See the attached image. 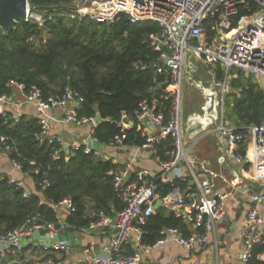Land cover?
Listing matches in <instances>:
<instances>
[{
    "label": "built area",
    "instance_id": "built-area-1",
    "mask_svg": "<svg viewBox=\"0 0 264 264\" xmlns=\"http://www.w3.org/2000/svg\"><path fill=\"white\" fill-rule=\"evenodd\" d=\"M240 8L245 13L238 15ZM47 10L36 11L28 6L23 20L42 24ZM120 13L125 14L132 23L152 20L158 24L159 30L149 33L147 40L152 49L159 52V59L168 72L169 82L165 88L158 83L157 92L153 89L150 98H141L133 109L131 118L122 111L118 118L112 120L121 133L113 135L111 145H123V130L133 126L145 134L144 140L138 145L140 149L154 148L162 141L169 140V157L160 159L163 169L160 178L169 182L171 188L167 192L161 191L157 182L146 180V171L133 170L130 163L109 171L113 190L119 196L122 207L113 217L101 213L87 227L110 226L116 230L109 243L102 246L103 254L92 252L93 244L90 242L82 248L81 257L76 258L72 264L82 261L86 264H142L139 255L123 252L122 246L130 231H135L136 240L140 241L143 232L140 225L154 211L156 202L171 207L176 216H185L195 232L184 234L175 226L165 225L159 228L157 238L151 246H160L171 239L182 247L193 250L206 243L208 232L225 212L227 192L215 187L214 178L217 173L201 163L195 165V169L191 170L195 186L188 187L185 191L176 185L174 178L167 176L182 160H188L190 149L186 148L185 141L188 139L181 128L186 55L189 53L191 61L199 60L208 65L212 82L223 87L222 103L225 83L217 77L219 63L225 67L226 72L235 68L264 79V0H73V3L64 8L63 14L66 19L80 20L88 17L98 23L110 24ZM5 86L10 93H0V113L4 115L9 111L14 120H17L24 115V108L30 105L39 126L34 137L38 142H46L50 146L53 158H59L60 152L76 149L80 144H84V151L93 157L106 158L99 147L93 148L88 143L90 140L98 141L93 135L96 127L94 116H78L77 110L83 97L68 85L59 93H49L46 96H43L36 85L26 88L24 82L16 78L8 79ZM69 102H73L71 108H67ZM56 108L63 110L61 121L65 124H89L87 139L83 143H72L64 148L62 137L51 130L50 111ZM147 127L153 128V131L145 132ZM210 128L220 134L226 153L232 161H250L254 167L258 163H264V122L258 125L250 123L243 127L245 130H240L239 126L229 123L224 114H221ZM5 138V135L0 134L1 142ZM246 138L245 151L241 153L240 148ZM9 149L5 145V150L0 151V158L2 154L7 155L6 151ZM8 161V168L0 166V180L6 178L8 183L21 188L22 195L27 197L32 190L21 179L12 175V171H22L20 162L9 157ZM256 176L264 175L258 173ZM178 177L188 182L186 176ZM43 181L47 183L46 180ZM247 199L248 209L239 231L243 244L240 264H246L255 243L264 242V219L259 211L260 205L264 206V191L250 192ZM61 205L67 206L69 210L75 209V204L69 197H63L54 206L57 208ZM56 217L58 225L44 221L36 213L26 217L22 225L0 234V260L13 255L18 258L17 264H40L37 261L26 263L20 259L25 245L21 239L31 237L34 229L53 235L74 230L84 233L88 231L87 227L76 228L66 223L58 214ZM51 248L68 250L63 240L53 243ZM47 262L55 264L51 259ZM191 264L210 263L196 259Z\"/></svg>",
    "mask_w": 264,
    "mask_h": 264
},
{
    "label": "trees",
    "instance_id": "trees-1",
    "mask_svg": "<svg viewBox=\"0 0 264 264\" xmlns=\"http://www.w3.org/2000/svg\"><path fill=\"white\" fill-rule=\"evenodd\" d=\"M28 3L32 10L48 9L44 13L45 21L37 24L20 19L11 28H0V93H10L5 82L11 78L24 82L26 88L36 85L43 96L59 93L68 85L83 97L78 116L90 118L99 113L107 119L96 124L93 135L102 145L110 144L113 135L121 133L112 120L122 111L131 118L141 98H150L153 89L157 92L158 83L165 88L169 82L159 52L147 40L149 33L159 30L158 24L152 20L132 23L123 13L110 24L88 17L66 19L64 8L73 0H28ZM244 13L240 8L238 15ZM234 71L236 76L231 77L230 84L239 91L232 99V113L248 124L244 113L250 112L252 96L262 89L258 116L264 122V85L253 81L251 76L242 82L243 71ZM218 76H223L221 69ZM237 126L245 130V125ZM38 130L36 116L21 115L14 120L9 111L0 113V134L6 137L0 141V151L5 150V145L10 147L7 156L20 162L21 172L30 177L34 188L25 197L21 188L8 183L6 178L0 180V234L22 225L26 217L36 213L44 221L58 225L54 205L63 197H69L75 204V209L66 214L65 222L76 228L88 226L101 213L113 216L122 207L109 173L116 170V165L108 158H95L85 152L84 144L53 158L50 146L35 139ZM123 132L125 144L140 145L145 137L135 126ZM246 141L247 138L241 153L245 151ZM154 148L160 158H168L165 152L171 148L169 140ZM159 185L164 192L170 188L168 184ZM186 223L175 217L173 211L163 215L158 207L140 225L141 243L152 244L159 228L165 225L189 234ZM246 264H264V242L253 245Z\"/></svg>",
    "mask_w": 264,
    "mask_h": 264
},
{
    "label": "crops",
    "instance_id": "crops-1",
    "mask_svg": "<svg viewBox=\"0 0 264 264\" xmlns=\"http://www.w3.org/2000/svg\"><path fill=\"white\" fill-rule=\"evenodd\" d=\"M188 60H190L189 53L186 55L185 63ZM209 69L208 65L200 63L199 67L194 71H191V73L196 79H199L201 76L208 77L221 96L223 87L220 90L219 87H221V85L212 82ZM219 69L223 72V76L221 77L218 76ZM234 69L235 68H231L226 72L225 67L219 63L217 65V77L220 80H224L226 85V79L228 77L236 76V71H234ZM229 72H231V76L229 75ZM242 73L244 75L243 79L247 76H251L253 81L260 84L259 80H261L263 83L260 85H264V79L258 77L254 78V74L250 73H247L246 75V72L244 71ZM186 77L187 75L185 73L184 81H186ZM185 90L189 92H191V90L197 92V101L200 102L199 105L201 104L203 96L199 90L188 85L187 82L185 84ZM225 93L226 88L224 90V94ZM72 105L73 102H69L67 108H71ZM226 105L232 112V99L227 100L226 102L223 95V104L220 109L219 117L223 114ZM50 112L51 130L62 137L64 148L67 146L69 147L72 143H83L85 139H87V134L89 132V124L87 122L82 123L79 126L70 123L65 124L61 121L63 114L61 108L52 109ZM24 115L34 116L33 108L30 105H27L24 108ZM235 116V119L231 120V122L236 126L239 124L245 125L244 127H246L251 123L246 117L245 118L249 123H242L243 121L238 120L236 113ZM227 121L229 122V120ZM210 127L211 126L207 127L195 138L185 141L187 142L185 143L186 148L190 147L188 151V160H182L175 168L168 172L167 176L174 178L176 185H178L182 191H185L188 187L194 188L195 186L191 173V170L195 169V165L201 163L208 169L216 172L217 176L214 178L215 187L227 192L224 215L215 222L214 227L208 232L207 242L193 250L186 249L171 239L167 240L160 246L153 247L151 244L141 243V239L140 241H137L135 231H130L122 246V251L139 255L140 259L143 261L142 264H191L196 259L210 264H240L243 244L239 231L248 209L249 203L247 195L250 192L264 191V176H256L258 173L264 175V163H258L257 166L254 167L251 165L250 161H245L243 163L232 161L226 153V147L222 137L217 131H212ZM152 131L153 128L151 127H147L145 130V132L149 133ZM99 145V149L102 150L104 154L103 157L110 159L111 162L116 165V170L123 167L124 164L130 163L133 170L146 171L145 178L147 181H160L163 185L168 184L171 188L169 182L160 178L163 171L160 159L163 158H160L155 148L140 149L138 145L128 143H123L121 146H115L111 145V142L107 145H102L100 143ZM165 154H168L169 157V151L166 150ZM0 166L9 167L7 155L2 154V157L0 158ZM12 175L15 178L21 179L30 190L34 191L33 181L30 177L20 171H12ZM180 175L186 176L188 182L180 180L178 177ZM159 188L162 191L160 185ZM170 188L168 190H170ZM158 207L161 208V213L165 216L173 211L175 217L181 218L187 222L186 224L189 234L195 232V229L185 216H176L174 210L163 203L159 202L156 206L154 204V211L152 213H154ZM55 209L60 219L65 221V216L69 211L68 207L61 205ZM259 211L264 219L263 205H260ZM87 228V233L74 230L75 233L71 239L72 243H66L68 246V250L66 251L61 249L52 250L51 245L48 244L44 246V243H41V241H43L41 237L31 239L27 243H24L28 244V246L22 249L20 259L24 260L26 263L37 261L40 264H48L47 260L51 259L55 264H72L76 258L78 259L81 257L82 248L90 242L93 244L92 252L103 254L104 252L101 250L102 246L109 243L116 229L110 226ZM39 232L40 234H44L47 231L43 230ZM50 235L55 236L53 234ZM50 250H52V252ZM17 260L18 258L16 256L11 255L6 260H0V264H17ZM79 264L86 263L82 261Z\"/></svg>",
    "mask_w": 264,
    "mask_h": 264
},
{
    "label": "water",
    "instance_id": "water-1",
    "mask_svg": "<svg viewBox=\"0 0 264 264\" xmlns=\"http://www.w3.org/2000/svg\"><path fill=\"white\" fill-rule=\"evenodd\" d=\"M30 6L28 0H0V28L6 30L11 28L18 20L23 19L25 16L27 7ZM202 63L199 60L191 61L188 60L185 63V73L187 75L186 82L188 85L193 86L199 90L203 96V101L199 107L191 111L185 116L183 124V132L186 139H193L207 127L213 126L216 120L219 118L220 109L222 108V93L221 96L218 90L213 86L208 77L201 76L196 79L192 76L191 71L197 69ZM203 64V63H202ZM262 89H259L252 96V107L250 112L244 113L245 117L253 124L258 125L261 119L258 116L260 97L262 95ZM107 120L100 116L99 113L94 115L95 123ZM93 148L99 147L98 141L90 140L88 142ZM159 202L155 203V206ZM74 231H70L64 234H58L55 236L50 235L48 232L40 234L38 229L32 231L30 238H22L23 243H27L31 239H37L41 237L43 241L41 243L52 245L53 243L63 240L68 244H71V239L74 236Z\"/></svg>",
    "mask_w": 264,
    "mask_h": 264
},
{
    "label": "rangeland",
    "instance_id": "rangeland-1",
    "mask_svg": "<svg viewBox=\"0 0 264 264\" xmlns=\"http://www.w3.org/2000/svg\"><path fill=\"white\" fill-rule=\"evenodd\" d=\"M32 9V8H31ZM235 73V72H234ZM229 75L231 76V72H229ZM240 75V74H237ZM247 75V73H246ZM232 77V76H231ZM231 77H228L226 79V93L224 94L225 100H231L234 98V96L238 93L239 88L231 86L230 79ZM258 77L262 79L261 77L254 75V78ZM241 81L244 82L245 79L241 78ZM260 84L263 83V81L259 80ZM185 84L186 81L183 82V90H182V98H181V128L183 127L182 122H184L185 116H187L191 111L195 110L199 106V101H197V92H194L191 90V92L185 90ZM220 86V85H218ZM219 89H222V86L219 87ZM236 93V94H235ZM224 117L226 120H229V123H232L231 120L235 119V113L231 112V109L226 105L223 111ZM233 124V123H232ZM183 130V129H182ZM187 143V142H185ZM53 250V249H52ZM52 250H50L52 252Z\"/></svg>",
    "mask_w": 264,
    "mask_h": 264
},
{
    "label": "bare ground",
    "instance_id": "bare-ground-1",
    "mask_svg": "<svg viewBox=\"0 0 264 264\" xmlns=\"http://www.w3.org/2000/svg\"><path fill=\"white\" fill-rule=\"evenodd\" d=\"M253 166V165H252Z\"/></svg>",
    "mask_w": 264,
    "mask_h": 264
}]
</instances>
